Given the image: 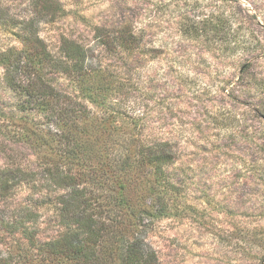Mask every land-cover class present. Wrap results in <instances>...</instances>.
<instances>
[{"label": "rangeland", "instance_id": "1", "mask_svg": "<svg viewBox=\"0 0 264 264\" xmlns=\"http://www.w3.org/2000/svg\"><path fill=\"white\" fill-rule=\"evenodd\" d=\"M3 1L12 16L39 20L40 37L58 59L65 37L93 49V69L114 76L116 92L97 95V79L88 83L99 106L71 76L45 70L83 117H113L116 154H126L121 145H131L129 133L173 152L165 176L174 188L159 194L169 200L158 201L162 214L144 217L138 230L160 264H264V0H50L58 4L42 11L35 0ZM18 22L12 32L0 25V51L22 48ZM230 26L237 50L224 40ZM98 27L133 29L142 45L114 55L97 38ZM23 104L0 66V177L3 170L32 174L29 183L18 176L0 193V264H47L40 247L67 230L61 209L70 190L50 179L52 166L41 155V142L50 141L42 135L54 128ZM90 164L97 163H86L80 187L97 205ZM73 169L82 177V167ZM148 171L141 169V179ZM150 197L142 202L151 205ZM27 209L32 221L24 230Z\"/></svg>", "mask_w": 264, "mask_h": 264}, {"label": "trees", "instance_id": "2", "mask_svg": "<svg viewBox=\"0 0 264 264\" xmlns=\"http://www.w3.org/2000/svg\"><path fill=\"white\" fill-rule=\"evenodd\" d=\"M41 2L44 5H40ZM32 3L38 5L40 11L51 10L52 5L58 4L50 0H35ZM60 10L58 7L55 9L49 23L56 20V11ZM10 11L0 0L2 27L12 32L14 20H22L18 22L23 26L19 35L22 48L0 51V66L8 86L24 97L26 105L23 104L22 108L44 116L54 128L55 132L49 129L42 135L43 138L48 135L50 141H40L43 143L41 155L49 158L47 163L52 166L49 173L53 171L50 179H57L58 186L68 188L71 197L70 201L62 204L61 209L62 216L67 218L64 221L67 230L59 238L40 247L42 256L46 257L47 264H160L156 251L145 244L138 230L144 217L162 214L163 207L159 206L158 201L165 198L160 197V191L174 188L165 176V167L174 161L173 152L168 144L140 143L134 134L129 133L124 137L131 145H121L126 154H116L111 147L114 145L112 131L116 123L113 117L102 119V122L98 118L92 121L87 116L83 117L77 100L64 95L48 82L45 70L53 67L56 72L71 76L72 81L81 86L85 98L99 106H102L101 102L94 97L96 89L93 91L88 83L97 79V95L105 91L116 92L114 76L104 69H93V49L65 37L61 43L63 56L58 59L40 37L37 30L39 20L32 15L27 18L20 15L14 17ZM230 28H223L227 30L224 40L228 48L237 50L235 35L228 33ZM96 31L102 46L109 48L114 55L136 51L143 42L133 29L108 31L98 27ZM113 116L118 118L119 113L115 112ZM25 137L28 139V136ZM22 139L27 142L23 136ZM51 142L53 146L49 145ZM94 160L96 166L92 168L90 164L89 169L97 170V199L94 200H97V205L90 202L91 198H87L84 188L80 187V180H85L88 170L86 163ZM73 166L83 168V179L79 171L73 173ZM141 169L149 170L144 179H141ZM9 172L3 170L0 177V193L10 189V180L18 179V176L20 183L30 182V173L20 170ZM14 173L17 174L12 175ZM132 184L134 187L129 188ZM150 195L155 197H150L151 205L143 203L142 199H149ZM70 204H74L73 209ZM164 208L167 209V203ZM27 211L26 222L20 223L24 230H27V222L32 221V212L30 209Z\"/></svg>", "mask_w": 264, "mask_h": 264}]
</instances>
